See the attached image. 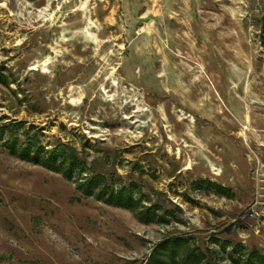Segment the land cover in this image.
I'll return each instance as SVG.
<instances>
[{
    "label": "rangeland",
    "instance_id": "rangeland-1",
    "mask_svg": "<svg viewBox=\"0 0 264 264\" xmlns=\"http://www.w3.org/2000/svg\"><path fill=\"white\" fill-rule=\"evenodd\" d=\"M263 15L0 0V264H264Z\"/></svg>",
    "mask_w": 264,
    "mask_h": 264
},
{
    "label": "trees",
    "instance_id": "trees-1",
    "mask_svg": "<svg viewBox=\"0 0 264 264\" xmlns=\"http://www.w3.org/2000/svg\"><path fill=\"white\" fill-rule=\"evenodd\" d=\"M262 23H264V15L262 17ZM261 29H262V25H261ZM260 42L264 49V30L262 31L260 35ZM27 147L25 148L26 149L25 151H27ZM25 155L24 157H26ZM68 164H69V169L71 171L76 166V164L71 160L69 161ZM97 178L98 177H95L93 179H97ZM114 198L116 199V201H119V204L117 203L118 205H124V203L121 202V199L123 198V196L120 192H117ZM175 248H176V240L171 241V242L164 241V242L159 243L154 248V250L151 252V254L149 255V257L147 258L144 264H178V262L174 258ZM163 251H166V252L163 253ZM187 258L190 260L192 264H196L199 261V259L194 254H191V253H188Z\"/></svg>",
    "mask_w": 264,
    "mask_h": 264
},
{
    "label": "water",
    "instance_id": "water-1",
    "mask_svg": "<svg viewBox=\"0 0 264 264\" xmlns=\"http://www.w3.org/2000/svg\"><path fill=\"white\" fill-rule=\"evenodd\" d=\"M263 30H264V23H262L261 33H262Z\"/></svg>",
    "mask_w": 264,
    "mask_h": 264
}]
</instances>
